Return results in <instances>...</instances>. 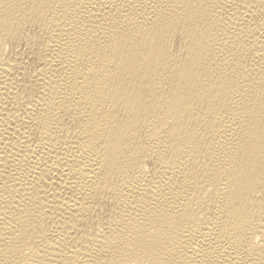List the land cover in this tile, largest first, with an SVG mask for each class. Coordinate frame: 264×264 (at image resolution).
Segmentation results:
<instances>
[{
	"label": "bare ground",
	"instance_id": "bare-ground-1",
	"mask_svg": "<svg viewBox=\"0 0 264 264\" xmlns=\"http://www.w3.org/2000/svg\"><path fill=\"white\" fill-rule=\"evenodd\" d=\"M0 264H264V0H0Z\"/></svg>",
	"mask_w": 264,
	"mask_h": 264
}]
</instances>
